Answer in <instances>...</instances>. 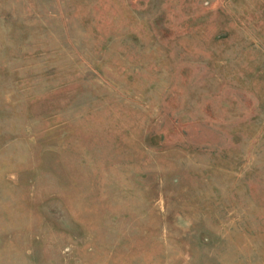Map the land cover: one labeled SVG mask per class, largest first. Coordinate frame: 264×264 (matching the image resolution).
Wrapping results in <instances>:
<instances>
[{
    "label": "rangeland",
    "instance_id": "374dc122",
    "mask_svg": "<svg viewBox=\"0 0 264 264\" xmlns=\"http://www.w3.org/2000/svg\"><path fill=\"white\" fill-rule=\"evenodd\" d=\"M0 264H264V0H0Z\"/></svg>",
    "mask_w": 264,
    "mask_h": 264
}]
</instances>
